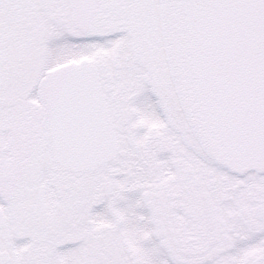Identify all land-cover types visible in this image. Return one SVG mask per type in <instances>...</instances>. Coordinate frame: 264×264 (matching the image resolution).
<instances>
[{"label":"snow or ice","instance_id":"1","mask_svg":"<svg viewBox=\"0 0 264 264\" xmlns=\"http://www.w3.org/2000/svg\"><path fill=\"white\" fill-rule=\"evenodd\" d=\"M0 264H264V0H0Z\"/></svg>","mask_w":264,"mask_h":264}]
</instances>
